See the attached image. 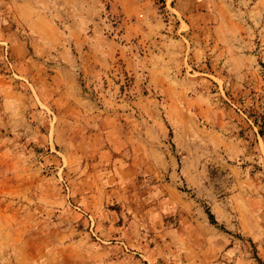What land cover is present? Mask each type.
Instances as JSON below:
<instances>
[{"label":"rangeland","instance_id":"rangeland-1","mask_svg":"<svg viewBox=\"0 0 264 264\" xmlns=\"http://www.w3.org/2000/svg\"><path fill=\"white\" fill-rule=\"evenodd\" d=\"M52 27L88 39L69 70L141 154L133 201H78L62 174V79L34 51ZM185 245L264 264V0H0V264H186Z\"/></svg>","mask_w":264,"mask_h":264},{"label":"crops","instance_id":"crops-1","mask_svg":"<svg viewBox=\"0 0 264 264\" xmlns=\"http://www.w3.org/2000/svg\"><path fill=\"white\" fill-rule=\"evenodd\" d=\"M69 27L75 28V25L70 22L68 29ZM84 41L88 39L82 41L74 38L69 41L52 27L47 39L39 44L34 43V51L39 52V57L55 60L56 66H52L53 68L49 70L58 73L62 79L60 92L56 97V104L59 107L56 117L60 119V122L56 124L55 129V140L57 144H60V149L55 152L60 159L66 157L75 163L69 171L63 170L62 174L66 175L76 200L111 201L114 197L119 201H133L136 196L131 197L129 191L135 187L136 177L141 171L139 169L142 163L141 154L138 155L139 157H136L135 153L130 156L127 150H122L123 147L126 148V134L113 132L111 136L110 132H103L102 126L105 124L106 117L89 113L91 109L88 107V100L79 96V85L69 70L70 63L75 62L74 57L78 58L72 55V50L77 51ZM87 56L89 54L85 57ZM85 57L81 59L82 63L80 62L83 72L87 65L85 60L83 61ZM96 74L98 73L89 71L87 76ZM106 142L109 145L112 142L114 149L105 150ZM156 230L150 235L152 245L149 248H143L148 258L159 254L166 246V241L159 242V238L170 234V232ZM128 233L134 239L141 238V232L138 229L131 228ZM121 238L128 241L127 236H121ZM196 254L189 245H185L183 258L186 264L191 261L196 262L198 259Z\"/></svg>","mask_w":264,"mask_h":264}]
</instances>
